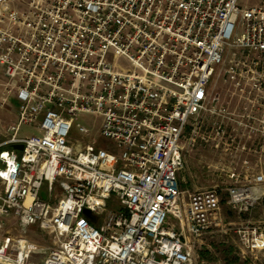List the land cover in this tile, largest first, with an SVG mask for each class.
Returning a JSON list of instances; mask_svg holds the SVG:
<instances>
[{
    "label": "built area",
    "instance_id": "obj_1",
    "mask_svg": "<svg viewBox=\"0 0 264 264\" xmlns=\"http://www.w3.org/2000/svg\"><path fill=\"white\" fill-rule=\"evenodd\" d=\"M227 46L239 54L221 72ZM0 67L18 102L0 140V264H193L222 203L240 215L258 200L264 0H0ZM215 75L233 83L234 111L212 93ZM81 114L99 117L101 147L83 125L71 138ZM209 139L255 156L256 175L232 174L224 195L185 194L181 141ZM30 227L51 246L30 241ZM237 233L264 251V230Z\"/></svg>",
    "mask_w": 264,
    "mask_h": 264
},
{
    "label": "rangeland",
    "instance_id": "obj_2",
    "mask_svg": "<svg viewBox=\"0 0 264 264\" xmlns=\"http://www.w3.org/2000/svg\"><path fill=\"white\" fill-rule=\"evenodd\" d=\"M254 1L240 0V4H252ZM238 54L239 51L237 49L226 47V64L219 68L221 72L228 61ZM107 58L117 68L124 67L127 64L124 57L111 52ZM211 88L212 93L219 96V106L230 112L234 111L237 102L234 95H232L233 83L229 78L224 79L215 75L211 81ZM15 97V92H6L5 79L0 67V140L3 138L5 128L17 120L18 102ZM76 124L86 126L89 129L88 135L86 137L82 136L84 140L93 143L98 142V147L103 145L98 132L99 117L89 114L79 115L74 121L70 133L72 139L81 138V134L75 128ZM32 133L34 131L31 126H21V135ZM216 144L213 139H209L206 142L197 140L194 146L191 147L186 145L185 140L181 141L185 165L179 172V178L180 189L185 194L199 189L216 187L221 188L224 195V189L233 185L229 184L232 181L230 177L232 174L238 176L239 180L245 178L250 180L253 175H256L255 170L250 171L256 168L254 166L255 156L242 153L237 158H232L229 153L225 154L223 152L222 146H216ZM243 160L247 161L245 166L249 168V172L237 173L236 169H239V165L242 164ZM253 185L258 190L259 197L248 212L238 215L225 204H221L220 219L197 239L193 264H264V251L251 252L245 250L240 244L237 233L239 229L246 226L264 230V184ZM169 221L171 223L175 222L172 218ZM27 237L30 241L42 247L51 246L49 234L40 232L35 227L29 228Z\"/></svg>",
    "mask_w": 264,
    "mask_h": 264
},
{
    "label": "water",
    "instance_id": "obj_3",
    "mask_svg": "<svg viewBox=\"0 0 264 264\" xmlns=\"http://www.w3.org/2000/svg\"><path fill=\"white\" fill-rule=\"evenodd\" d=\"M12 148H13V149H17V150H21V149H22V145H21V144H14V145H12ZM42 197H44L43 194H42ZM84 213H85L86 215L89 214V212H88L87 210H85Z\"/></svg>",
    "mask_w": 264,
    "mask_h": 264
}]
</instances>
